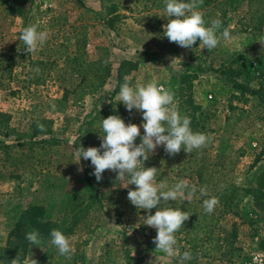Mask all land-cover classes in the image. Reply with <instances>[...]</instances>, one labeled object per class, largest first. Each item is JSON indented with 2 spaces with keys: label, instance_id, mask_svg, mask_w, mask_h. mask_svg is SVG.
<instances>
[{
  "label": "rangeland",
  "instance_id": "374dc122",
  "mask_svg": "<svg viewBox=\"0 0 264 264\" xmlns=\"http://www.w3.org/2000/svg\"><path fill=\"white\" fill-rule=\"evenodd\" d=\"M145 2L35 0L23 17L0 3V264H10L3 249L21 212L32 204L43 207L47 218L71 238L72 247L83 252L78 264H98L100 254L115 241L150 264H264V208H256L253 192L264 188V25L254 29L259 20L251 21L246 1L225 15L219 10L226 6H213L205 21L220 19V31L231 26L232 38L221 39L211 51L199 47V40L187 49L164 35L167 13L145 11ZM115 12L121 16L118 21H113ZM32 24L47 30L49 37L30 54L19 37ZM77 48L89 62L106 59L111 75L96 93L74 103L71 91L81 81L72 61ZM172 58H177L173 64ZM124 61L134 67L126 66L119 80ZM125 77L133 86L156 80L173 91L181 115H194L198 108V125L191 123V128L211 137L201 157L218 166L222 183L233 186L235 208L242 218L228 216L222 223L227 230L238 224L233 251L185 261L187 247L177 243L175 253L168 256L153 243L157 229L153 228V238L143 241L140 234L118 225L113 207L100 200L86 173L91 162L80 160L78 149L85 123L107 106L113 105L114 115L132 117V123L144 122L141 112L130 113L119 101ZM37 123L46 131L41 132ZM182 156L192 160L194 154ZM105 171L117 177L116 172ZM129 181L128 176L116 179V190L136 188ZM219 191L220 197L227 196L223 186ZM74 217L78 227L69 233ZM40 247L32 248L26 258L29 264L47 245L42 242ZM50 248L57 249L51 243Z\"/></svg>",
  "mask_w": 264,
  "mask_h": 264
},
{
  "label": "clouds",
  "instance_id": "9594fccd",
  "mask_svg": "<svg viewBox=\"0 0 264 264\" xmlns=\"http://www.w3.org/2000/svg\"><path fill=\"white\" fill-rule=\"evenodd\" d=\"M164 2L165 11L170 17L164 26V35L170 42L193 49L199 40V47L211 51L220 44L221 39L228 41L232 38L231 26L220 31L223 23L220 19H213L210 23L205 21V14L200 10L203 0ZM172 17L174 19H171ZM48 37L47 30H40L38 24H32L23 29L19 39L25 45L24 51L31 54L38 47H42ZM176 59L172 58V64ZM119 101L123 102L130 113L133 109L142 113V125L126 124L119 115H110L102 120L103 134L99 137L102 141L100 146L87 149L82 146L78 149V155L80 160L83 158L91 161L94 172L90 174L95 176L97 182L103 180L105 170L116 172L118 181L126 176L130 177L128 185H135L136 188L129 190L128 200L138 209L149 211L144 219L147 226L157 229V235L153 238L156 249L172 256L177 250L175 234L184 227L185 221H188L192 214L167 205L178 198L190 201L197 192V186L190 185L186 180H180L171 186L166 181L156 183L160 168L145 167L144 162L149 160L158 146H163L165 152L171 156L177 155L182 149L191 153L194 149L205 146L211 139L210 134L194 132L191 128V117L181 115L175 105V93L159 85L156 80L133 86L129 78L125 77V82L120 86ZM52 107L55 108V105ZM141 127L144 130L142 137ZM37 128L41 132L46 131L43 124L37 123ZM137 137H141V143L138 145ZM199 192L201 196H208L206 186L201 187ZM218 203L216 197H211L204 199L202 206L206 213L211 214ZM154 208L157 210L153 215L151 210ZM50 236V243L58 249L59 255L71 259V238L59 229H53ZM26 239L30 244L39 247L43 242L40 232L35 229L26 234ZM182 259L191 260L193 256L185 251ZM10 264L29 262L18 254ZM30 264L39 262L32 258Z\"/></svg>",
  "mask_w": 264,
  "mask_h": 264
},
{
  "label": "trees",
  "instance_id": "16d2710c",
  "mask_svg": "<svg viewBox=\"0 0 264 264\" xmlns=\"http://www.w3.org/2000/svg\"><path fill=\"white\" fill-rule=\"evenodd\" d=\"M35 0H0V3L5 5L13 14L23 17L28 13V6L33 4ZM246 1L248 3V14L251 16V21L257 18L258 26L254 29L261 28L264 25V0H203L201 9L204 14L211 10L213 6L224 5L226 8L219 10L221 14H226L228 9L234 8L238 2ZM260 4H263L260 5ZM262 6V7H261ZM166 5L164 0H146L145 11H165ZM205 17V15H204ZM121 16L114 13L113 21H118ZM77 54L73 58V62L78 66V73L81 75V81L71 91L76 99L74 103L82 101L86 96L96 93L102 88L107 79L111 75V68L106 59L89 62L80 48H77ZM253 64V62H252ZM127 67H134L131 62H122L118 69V78L122 79L124 70ZM263 75V74H262ZM264 77V75H263ZM70 93L68 90L66 94ZM198 108L195 106V114L189 115L191 123L197 121ZM115 110L113 105L107 106L100 111H97L93 118L85 123V131L81 136V147H97L96 143L101 140L99 137L103 134L102 120L110 115H114ZM125 123H132L133 118L123 115ZM206 148L194 149L191 153L194 154L192 160L182 156L186 153L183 149L175 156L167 154L164 147H157L155 152L150 155L149 160L144 162L145 167L160 168L156 183L166 181L170 186L180 180H186L190 185L197 186V192L193 195L190 201L185 198H178L176 201L170 202L167 206L180 208L182 211H189L192 215L188 221H185L182 227L176 234V239L179 247H187L195 259L211 258L216 255H223L227 250L233 251L238 239V224L234 222L230 230L222 226V223L228 216H235L242 220L239 212L236 211L233 186L225 185L221 182L218 176V166L211 164L206 159H202L201 154L206 153ZM142 159V158H141ZM89 162H91L89 160ZM163 162V163H162ZM94 166L86 168L88 180L96 187L99 193L100 200L108 202L114 209L117 223L122 228L140 234L143 241H149L154 237L153 227L147 226L144 218L149 214L148 210L138 209L128 200L127 190H116L118 185L116 177L109 176L106 171L103 173V180L97 182L94 175ZM207 188L208 196H201L199 189ZM225 189L227 196L220 197V187ZM135 187L130 188V190ZM256 208L262 210L264 208V188L253 191ZM211 197H216L219 201L214 211L211 214L205 212L203 208V200ZM159 207V206H158ZM157 209H152L151 214H155ZM77 216V214H75ZM86 215V214H84ZM75 216V217H76ZM75 217L73 223L68 225V232L73 233L78 227L76 226ZM85 218V217H84ZM38 230L43 237V243L47 245L42 256L37 260L39 264H78L84 259L83 252H80L78 246H73L71 259L59 255L58 249L50 248L51 236L50 232L53 229L61 230L58 224L51 222L46 216V211L43 207L36 204L29 205L23 210L14 224L6 248L3 249V258L12 260L21 254L25 259L31 253L34 245L26 239V234L32 230ZM63 231V230H61ZM66 231V230H64ZM184 245V246H183ZM98 264H150L145 257L131 250H126L125 245L120 242L109 244L99 256Z\"/></svg>",
  "mask_w": 264,
  "mask_h": 264
},
{
  "label": "built area",
  "instance_id": "2783aa9c",
  "mask_svg": "<svg viewBox=\"0 0 264 264\" xmlns=\"http://www.w3.org/2000/svg\"><path fill=\"white\" fill-rule=\"evenodd\" d=\"M261 257H263V258H264V255H262ZM263 258L261 259V261H263Z\"/></svg>",
  "mask_w": 264,
  "mask_h": 264
}]
</instances>
